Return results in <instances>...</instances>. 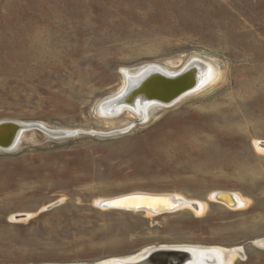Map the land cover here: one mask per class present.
I'll return each mask as SVG.
<instances>
[{
    "label": "rangeland",
    "instance_id": "rangeland-1",
    "mask_svg": "<svg viewBox=\"0 0 264 264\" xmlns=\"http://www.w3.org/2000/svg\"><path fill=\"white\" fill-rule=\"evenodd\" d=\"M194 57L214 79L144 118L99 113L124 70L174 74ZM2 121L72 134L28 129L0 148V264H107L176 245L264 264V0H0ZM138 192L205 206L99 204Z\"/></svg>",
    "mask_w": 264,
    "mask_h": 264
},
{
    "label": "water",
    "instance_id": "water-1",
    "mask_svg": "<svg viewBox=\"0 0 264 264\" xmlns=\"http://www.w3.org/2000/svg\"><path fill=\"white\" fill-rule=\"evenodd\" d=\"M193 75H195L193 77ZM201 80L196 77L194 69H184L179 73H166L161 70H155L142 78L138 83L128 85L119 97L109 100L108 107L114 108L120 105H128L129 107H136L137 100L141 101H153L155 104H169L177 100L182 95L199 88ZM100 113V107H99ZM117 113V111L115 112ZM114 113V114H115ZM28 129L41 130L52 137H63L71 135L72 133L64 131H49L40 124H19L11 121L0 122V131H3L0 135V148L8 149L16 141L19 132ZM230 193L217 192L213 195L214 200L221 202L225 205H229L225 198L229 197ZM157 200L167 199L170 200L172 208H163L160 206H147V205H135V201L142 200ZM55 202L45 207V209L51 208L57 204ZM102 207L124 209V210H149L155 214H161L164 212H172L180 207L184 206L181 201H172L171 195L163 194H150V193H132L115 199H109L106 201L99 202ZM234 206V204H232ZM193 206V205H192ZM195 207V205H194ZM19 217V216H17ZM149 250V249H148ZM142 259L134 264H177L182 259L188 261H194L199 258L195 253L189 251H179L174 249H165L161 247L151 248L144 255Z\"/></svg>",
    "mask_w": 264,
    "mask_h": 264
},
{
    "label": "bare ground",
    "instance_id": "bare-ground-1",
    "mask_svg": "<svg viewBox=\"0 0 264 264\" xmlns=\"http://www.w3.org/2000/svg\"><path fill=\"white\" fill-rule=\"evenodd\" d=\"M190 67L192 69H194V73L196 74V77L200 78V80H201L200 87L204 83L211 81L215 77V74H216L215 68L211 64H209V63H207V62H205L199 58H196V57L192 58L191 61L188 62L187 69H190ZM154 71H155V69L153 66H144V67L136 70L135 72H130V71L124 70V72H122V73H124V75H123L124 81L123 82H124L126 87L128 85L136 84L142 78H144L145 76H147L148 74H150ZM166 72L171 73L168 71H166ZM194 76L195 75H193V77ZM116 97L117 96H115L114 98H116ZM107 99L102 101L99 105L100 106V114L107 115V116L114 115V113L116 111H117V113H119L124 109L132 108V109L136 110L141 117L144 118V112L147 111L148 108L151 105H153V103H155L153 101H141L140 102L139 100H137L135 108L129 107L128 105H120L118 107L109 108L108 107L109 99L108 100ZM117 113H115V114H117ZM35 124H39V123H35ZM47 130H49V129H47ZM2 133H3V131H0V135H2ZM256 145H258V144H256ZM261 146H264V143H262ZM261 149H262V147H261ZM219 192H221V191H219ZM225 193H229V192H225ZM152 194H154V193H152ZM157 194H159V193H157ZM215 194H217V193H214L213 195H215ZM122 196H124V195H120V196H116V197H112V198H106V199H102L99 201L102 202V201H106L109 199H115V198L122 197ZM225 200L229 204V205H226L229 208H237V207H239L245 203V201L235 193L234 194L230 193V196L225 198ZM172 201H174V202L181 201L184 204L189 205V206L193 205V208H195L197 211H202L204 209V206H205L201 202H190V201H187V200L180 198L178 196H172ZM133 204H135V205H147V206H160L163 208H170V209L172 208L170 200H167V199H157V200L147 199V200H142V201H135ZM232 204H234V206ZM194 205H195V207H194ZM118 210H121V209H118ZM122 210H124V209H122ZM126 211H145L146 213H149V214L152 213V211H149L147 209H145V210H126ZM164 213H168V212H164ZM29 216H31V215L30 214L24 215V217H29ZM19 217H22V216H19ZM262 241L264 242V239L261 240V242ZM161 248L174 249V250H179V251L185 250V251H189L192 254L195 253V255L197 254L199 257V258L195 259L193 262L188 261L187 259H182L177 264H232L234 259H235L236 254L238 252L237 248H235V249H224L221 247H198V246H185V245L163 246ZM148 249L151 250V248H148ZM148 249L137 254V255H135V256H133V257L108 259L106 261V263L107 264H134L135 262H138L139 260L142 259V257H143L142 255H144L147 251H149Z\"/></svg>",
    "mask_w": 264,
    "mask_h": 264
}]
</instances>
